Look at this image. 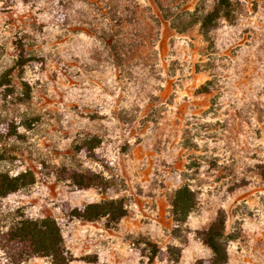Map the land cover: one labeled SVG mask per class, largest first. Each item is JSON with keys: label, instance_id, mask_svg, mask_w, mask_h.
Segmentation results:
<instances>
[{"label": "rangeland", "instance_id": "obj_1", "mask_svg": "<svg viewBox=\"0 0 264 264\" xmlns=\"http://www.w3.org/2000/svg\"><path fill=\"white\" fill-rule=\"evenodd\" d=\"M118 29L145 36L123 69L96 35ZM17 38L31 58L11 95L0 83V118L22 139L0 170L35 182L0 207L55 219L68 264H195L219 216L223 264H264V0H0V71ZM64 168L106 187L80 189ZM181 185L196 198L184 219L170 205ZM105 199L123 216L64 211Z\"/></svg>", "mask_w": 264, "mask_h": 264}, {"label": "trees", "instance_id": "obj_2", "mask_svg": "<svg viewBox=\"0 0 264 264\" xmlns=\"http://www.w3.org/2000/svg\"><path fill=\"white\" fill-rule=\"evenodd\" d=\"M214 13V12H213ZM210 13L203 18L208 21L214 14ZM124 21H116L115 26H122ZM101 30L96 34L110 51V55L117 67L123 69L139 51L145 38L137 32L132 37H124L120 30ZM15 58L9 67L0 71V83L7 84L5 94L12 93L15 78L14 70L26 64L31 55L21 38L14 43ZM22 135L18 132L17 124L12 118H0V160L4 158L6 145L9 142L19 141ZM68 177L80 189L99 186L106 187L105 180L93 172H77L64 168ZM35 182V174L30 168L10 173L0 170V202L18 191L30 187ZM196 202L193 191L181 185L176 188L171 197V212L178 219H184ZM70 219L81 221H96L103 217L114 220L123 216L121 205L113 199L99 202H90L83 206H72L66 202L64 209ZM224 236L223 216L215 220L200 232L201 241L211 250L207 257L199 258L195 264H223L227 261V250ZM31 257H49L52 264H68L71 260L68 250L63 244L60 226L50 216L29 217L18 214L17 209L0 207V264H26Z\"/></svg>", "mask_w": 264, "mask_h": 264}]
</instances>
